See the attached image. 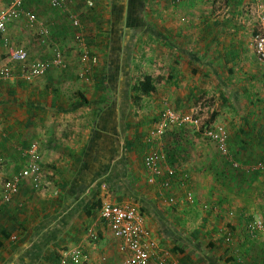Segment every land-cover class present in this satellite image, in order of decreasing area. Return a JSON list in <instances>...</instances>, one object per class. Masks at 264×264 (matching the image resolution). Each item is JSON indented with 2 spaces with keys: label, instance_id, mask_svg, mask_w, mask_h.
<instances>
[{
  "label": "crops",
  "instance_id": "0c3cea01",
  "mask_svg": "<svg viewBox=\"0 0 264 264\" xmlns=\"http://www.w3.org/2000/svg\"><path fill=\"white\" fill-rule=\"evenodd\" d=\"M68 1L67 9H54L50 0H27L25 9L33 11L39 22L34 28L25 17L12 22L6 33L10 46L1 41L0 55H7L9 48H23L42 59L61 53L69 63L61 44L51 53L44 42L68 41V13L77 11L79 0ZM94 1H87L89 10L96 9ZM210 1V16L203 21L195 18L193 23H200L202 29L194 37L196 51H187L191 67L176 74L172 110L198 113L206 125L224 126L229 134L230 158L257 176L261 173L249 172L246 167L264 160V64L250 44L248 26L252 22L251 16H246L257 8L263 11L264 5L257 0ZM71 27L76 41L79 30ZM31 32L41 37L33 41ZM85 40L89 56L97 58L92 49H96V40ZM79 45L83 61L85 46ZM88 63L76 77L75 70L65 64L32 80L22 78L20 69L15 68L14 78L0 82V179L5 176L0 181V200L4 183L26 167L24 152L32 144L39 146L45 167L41 193L31 183H24L11 203L0 205V264H59L61 256L78 245L84 246L88 256L82 264H124L120 241L98 220V208L105 202L137 205L145 226L174 264H239L238 257L246 264H257L260 248L264 264L261 240L251 237L246 229L248 214L260 215L256 214L258 200L229 190L220 179L222 160H229L217 145L213 143L216 150L202 144L193 149L194 163L189 166L167 161L177 171L171 190L151 184L144 166L148 151L145 140L150 133L144 135L145 151L140 157L138 133L129 131V111L120 105L116 93L109 103L105 95L103 99L98 95L100 100L94 93L86 98L83 90L90 83L94 90L105 91L100 83L105 68ZM78 75L80 82L75 81ZM211 91L212 102L202 104L200 96ZM101 107H106L103 113ZM175 133L174 154H180L186 146L185 131ZM199 134L189 141H197ZM197 153L203 154L204 162ZM188 191L194 195L193 203L186 199ZM167 197H175L176 202ZM89 204L96 205V218L93 213L87 215ZM219 206L223 212L214 210ZM197 209L203 213L201 223ZM94 219L99 239L91 242L86 233ZM226 233L234 237L231 245L225 241Z\"/></svg>",
  "mask_w": 264,
  "mask_h": 264
},
{
  "label": "rangeland",
  "instance_id": "374dc122",
  "mask_svg": "<svg viewBox=\"0 0 264 264\" xmlns=\"http://www.w3.org/2000/svg\"><path fill=\"white\" fill-rule=\"evenodd\" d=\"M11 1L12 0H0V13L9 7ZM87 1L89 0H79L77 11L73 9L70 11L75 13L78 12V15L82 17L83 33L87 40H96V49H92L95 50L94 55H96L97 61L93 65H96V68H105L106 73L104 75H106L108 79L110 78V81H108L106 85L110 89L106 88L105 91H96L93 89V84L90 83L91 86H88L83 92L86 98H92L94 97L93 93L96 94V100L100 98L98 95L102 97L100 99H103V95H105L108 103L112 101L113 95L116 93L117 98L120 99V105H124L126 108L125 110L129 111L126 117L127 127H130L129 131L134 130V133H138L140 140L138 143V152L140 157H142L145 151V144L143 143L144 135L153 131L155 123H157L163 111L172 109V102L174 99L173 92H176V88L174 87L176 74L178 71L188 72V69L191 67V64L188 62L189 53H187V51H196L195 43L193 42L194 37L199 33V29H202L200 23L197 24L195 22V26L193 23L195 18L203 21L205 16H210L212 9V6H210L211 1L95 0V10L88 9L86 6ZM257 1L264 5V0ZM127 2L129 7V19L131 22L127 24L125 22L124 24V7ZM217 7L218 6H216V8ZM249 7L251 8V6ZM249 16H251L252 22V25L248 26L250 31L249 37L251 39L250 44L254 49V36L262 27L264 10L260 11L257 8L251 13L249 11L246 17ZM94 22H96V25L92 24ZM123 26H126L127 33L125 36L121 34ZM68 28V41L64 40L63 43H49L47 41L48 39H46L44 42H47L50 46L51 53L53 47H57L59 44L64 47L66 55L65 60L66 62L69 61V63L67 62L68 65L67 63L66 65L70 70H75L73 76L76 77V73L80 72V69L84 68L86 63H90L82 61L83 50L74 39L71 25H69ZM195 28L197 29L196 33L194 32ZM29 36L33 41H37L38 38L41 37V35L33 32L29 33ZM164 38H167V41H165ZM92 42L93 41L90 40L89 45H92ZM196 46L198 47V45ZM28 53L32 60L54 59L53 55L46 59H42L38 54L35 56V52H31L29 49ZM5 56L6 55H4V57ZM185 67L187 69H185ZM181 76H183V73ZM78 80L80 82V77L75 81ZM88 82H91V79L87 81V83ZM81 87L82 85H80V88ZM135 89H137V92H135ZM184 89H182V91ZM212 91L209 92L208 96L207 94L200 96L202 104L208 103L209 101L212 102L214 99V96L212 97ZM136 94L139 97L138 102H135ZM78 98L80 99V97ZM103 109H106V107H101L100 111ZM199 112L203 113L200 110ZM101 113H103V111ZM184 131V135L186 136L185 150L174 156L172 153L170 154V158L174 159L178 166L183 167L192 165L194 163V157H192L194 156L193 149L200 147L201 144L203 145L202 147L208 146L216 150L215 145L201 136L197 131L189 128ZM198 134L201 137L197 136V141H189L192 135ZM172 140L173 137L168 135L167 141L169 145L174 147L175 144L173 143L175 141ZM96 154L94 156L97 162L99 159ZM197 154L199 155V161L204 162L205 158L203 154ZM222 161L224 167L219 173L220 179L223 178V182L225 181L224 183L229 185V190L237 194L244 195L250 199H253L255 196V199L258 200L256 201V204H258L256 214H262L264 207V176L262 174L255 176V174L247 173L241 168H235L231 162L226 160ZM4 177L0 179L1 182L4 181ZM222 185L224 186V184ZM39 193H41V191H39ZM99 206L100 204L98 207ZM96 208L95 205L93 210L94 213H96ZM100 208L101 206L98 210H100ZM196 213L197 221L201 223L203 213L198 209ZM250 215L251 214H248V219L251 218ZM241 246L245 247V244L242 243ZM262 255L263 252L260 248L258 258L261 260H259L257 264H263Z\"/></svg>",
  "mask_w": 264,
  "mask_h": 264
},
{
  "label": "built area",
  "instance_id": "2783aa9c",
  "mask_svg": "<svg viewBox=\"0 0 264 264\" xmlns=\"http://www.w3.org/2000/svg\"><path fill=\"white\" fill-rule=\"evenodd\" d=\"M26 2L27 0H12L9 7L0 13V42L2 41L6 46H10L6 33L12 22L25 17L30 28L36 27L39 22L38 16L33 11L25 9ZM68 3V0H50V5L54 9H67ZM90 5L92 6V3ZM69 18L73 28L79 30L76 41L85 46L86 52L83 56V62L93 61L95 63L97 58H91L89 52H87L80 16L69 12ZM253 47L257 59L264 64V20L262 21V27L254 36ZM9 49L5 57L0 55V82L14 78L15 68L17 67L20 69L22 78L32 80L47 74L54 67H64L66 64L61 53H57L53 60H32L26 49ZM175 128L183 131L187 128L197 131L205 139L215 143L222 155L235 168L242 167L241 164L230 158L228 149L229 134L224 126L206 125V122L198 113L181 114L178 111L168 109L160 114L153 131L145 140L148 151L144 157V166L148 173V181L151 184L159 183L161 188L166 191L171 190L173 187L177 171L167 165L166 135ZM24 156L27 158L26 167L3 185L1 206L11 203L24 183H31L36 192L43 190L42 178L45 167L41 162L39 146L32 144L30 149L24 152ZM246 168L249 172L261 173L264 176V160L257 161ZM167 198L172 203L176 202L175 197ZM186 199L190 203L195 201L191 191L187 192ZM214 210L223 212L220 206L215 207ZM227 214L233 215V212L228 211ZM98 220L105 223L113 237L120 241V252L124 256V264H174L168 258L165 250L161 248L160 243L153 237L151 231L145 226L144 215L137 205L131 202H105L100 208ZM246 229L251 237L259 238L264 246V211L263 214L248 219ZM86 239L91 242H96L99 239V234L96 231V220L87 229ZM225 241L231 245L234 242V237L230 233H226ZM87 259L88 256L84 246L78 245L67 250L61 256L59 264H82ZM237 261L239 264H246L242 257H238Z\"/></svg>",
  "mask_w": 264,
  "mask_h": 264
},
{
  "label": "trees",
  "instance_id": "16d2710c",
  "mask_svg": "<svg viewBox=\"0 0 264 264\" xmlns=\"http://www.w3.org/2000/svg\"><path fill=\"white\" fill-rule=\"evenodd\" d=\"M124 12H125V18H124V24H125V22H126V24L128 23V22H131V20L129 19V7H128V2L126 3V6L124 7ZM130 24V23H129ZM126 28V26H123V28H122V30H121V34H123L124 35V29ZM127 32H125V34H126ZM164 40L165 41H167V38H164ZM108 81H110V78L108 79V77L106 76V75H104V77L101 79V81H100V83H102L103 84V88L104 89H106V84H107V82ZM135 92H137V89H135ZM81 96H82V99H84L83 100V102H87V99L81 94ZM136 98H135V102H138V95L136 94V96H135ZM123 117H124V112H123ZM177 131H180L179 129H177V128H175V129H173L172 131H170L167 135H166V140H167V136L168 135H171L172 137H174L175 135H176V133L175 132H177ZM181 131H183V130H181ZM178 134V133H177ZM184 134V133H183ZM173 146L172 145H169V143H168V141H167V147H166V158H167V161L171 164V165H173V163H174V159H171L170 158V154L172 153V155L174 156L175 154H174V147L172 148ZM172 156V157H173ZM95 205H92L91 206V204H89L88 205V207L86 208V213H87V215L88 216H90L92 213L95 215V218H96V213H94V211L92 210L93 209V207H94ZM95 220V219H94ZM89 228V227H88ZM87 228V229H88Z\"/></svg>",
  "mask_w": 264,
  "mask_h": 264
},
{
  "label": "flooded vegetation",
  "instance_id": "af4514ba",
  "mask_svg": "<svg viewBox=\"0 0 264 264\" xmlns=\"http://www.w3.org/2000/svg\"><path fill=\"white\" fill-rule=\"evenodd\" d=\"M126 28L124 29V36H125ZM121 122H120V113L118 114V131L121 129Z\"/></svg>",
  "mask_w": 264,
  "mask_h": 264
}]
</instances>
